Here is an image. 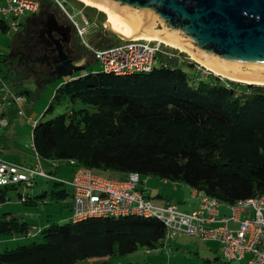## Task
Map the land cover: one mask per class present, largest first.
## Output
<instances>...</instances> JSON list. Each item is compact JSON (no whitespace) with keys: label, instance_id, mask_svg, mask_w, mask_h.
Here are the masks:
<instances>
[{"label":"trees","instance_id":"16d2710c","mask_svg":"<svg viewBox=\"0 0 264 264\" xmlns=\"http://www.w3.org/2000/svg\"><path fill=\"white\" fill-rule=\"evenodd\" d=\"M50 8H58L65 16L54 0ZM38 13L39 8L31 14ZM1 27V33L8 32L4 24ZM105 38L98 33L93 44L104 48ZM167 64L147 74L83 72L62 82L41 117L62 101L69 107L51 119H37L32 128L38 158L74 160L105 176L135 172L141 179L182 183L228 204L264 195V86L223 82L210 73L207 79L197 80L175 61ZM13 72L5 71L3 82L10 84ZM5 113L0 154L16 107L10 106ZM34 181L28 186H0V204L13 191L19 200L24 195L20 203L25 206H36L47 196L55 201L70 196L58 181H52L48 191H26ZM31 230L28 222L0 214V236L25 237ZM37 233L41 235L38 242L0 251V264H76L125 255L139 247L154 250L166 242L160 220L135 216L52 222Z\"/></svg>","mask_w":264,"mask_h":264},{"label":"built area","instance_id":"2783aa9c","mask_svg":"<svg viewBox=\"0 0 264 264\" xmlns=\"http://www.w3.org/2000/svg\"><path fill=\"white\" fill-rule=\"evenodd\" d=\"M54 1L64 12L80 43L84 48H90L92 43L87 35L92 32L94 22L79 10L82 23H77L64 3ZM38 8V0H1L0 33L2 24L7 31L16 29L26 14L34 13ZM90 54L103 73L115 76L147 74L155 68L167 66V61L191 64L180 51L157 41L138 38L121 39L118 44L90 50ZM194 66L200 69L199 65ZM1 86L7 88L2 81ZM11 97L15 101L25 100L21 95L11 94ZM30 146L37 159L31 166L0 158V186L19 183L28 186L36 178L62 182L70 192L72 222L129 216L157 219L165 227L166 241L178 234L192 235L202 241L218 243L221 256L227 261H239L249 254L244 264H264V195L228 204L192 189L191 196L197 206L190 212L182 211L171 202L153 204L142 189L141 176L135 172L124 178H115L96 173L74 160H66L72 167V176L69 180H61L41 168L32 137ZM22 196L20 200L24 199ZM222 208L227 209V213H221Z\"/></svg>","mask_w":264,"mask_h":264},{"label":"rangeland","instance_id":"374dc122","mask_svg":"<svg viewBox=\"0 0 264 264\" xmlns=\"http://www.w3.org/2000/svg\"><path fill=\"white\" fill-rule=\"evenodd\" d=\"M39 1V13L44 12V10H47V6L50 3V0H38ZM68 11L74 16V20L81 24L82 20L79 16V10H81L85 15L89 17L91 21L94 22L92 27V32L88 34V40L93 44L98 37V33L103 34L104 29V45H115L118 44L121 39L113 34L109 27L105 25L106 21V14L97 8L93 6L86 5L85 3L79 1V0H60ZM31 13L26 14V16L23 17V25H20L16 29H11L7 33L0 34V69H4V64L1 61L3 59V55L9 54V57L14 59V53L19 51L20 46L22 43H25V39L28 33V28L30 25L32 16L30 17ZM61 16H59L60 18ZM60 19H64V17H61ZM66 21V20H65ZM163 44V43H162ZM104 46V47H105ZM172 48V47H171ZM175 49V48H172ZM177 52L179 50L175 49ZM184 57H186L187 61H191V64L186 63H180L182 65V68L185 71H189L190 73H194L196 76V79H207L209 76V73L213 76H217L224 82V80H229L223 77H220L218 75L213 74L209 70L205 69L201 65H199L197 62L193 61L188 57V55L184 52ZM182 55V56H183ZM13 69L15 71L14 73V82L15 85H10V88L13 90H25L28 93H24L25 96H28L30 99V102L28 104H22V108L24 111L25 118H29L30 122H34L37 119H41L42 121L51 119L58 114L64 112L68 106L67 101H62L61 104L55 105L54 109L51 113H46L44 117L42 116V113L45 110V107L48 105L50 100V94H51V87L58 86L61 82H64L71 76L67 77H61L58 79H55L54 81H46V82H39V86L36 85V77L32 75L31 73L24 72L18 67L19 65L17 63H12ZM194 64L199 65L200 69H197ZM101 71V67L98 65L97 62H95L94 59H92V56H90V62L85 67L83 71L74 73L77 74L76 76H79V74L83 72H97ZM196 81V80H195ZM237 83H242L238 81H234ZM193 83V80L191 82ZM245 84V83H242ZM254 85V84H253ZM256 85V84H255ZM264 86V85H260ZM80 106V104L78 105ZM25 118L20 117L14 120V123L17 131H19L20 135H14V138L19 140L20 144L27 149L28 146H30L31 143V128L30 123L25 126L23 123ZM21 120V121H20ZM12 131V129L9 131V133ZM18 145V144H16ZM26 151V150H25ZM58 168L52 167L54 169H57L58 172L55 173V176L57 178H60L61 180H69L71 178L70 175H67V171L70 169V165L66 163V161L60 160L57 161ZM112 177L115 178H124V176L118 174V173H112ZM142 182L146 186H148L147 192L150 195H153L155 192L161 193L165 190L172 191L171 193L174 200H183L189 201L191 199L190 196V188L182 183H173L168 182L164 184V182L157 178V177H142ZM51 185V181H43V189L49 190ZM154 200V199H153ZM18 200L16 191H13L10 193V200L9 203L6 205H0V214L5 213V211H10L13 216H16L23 221L28 222L30 225H34L36 230L34 232H37L38 230L48 226L52 222H57L59 224H64L68 221H70L69 218L66 216L68 215L69 206H70V199L66 198L64 200L55 201L52 200L49 196H47L43 201H40L38 205L36 206H25L20 204ZM183 202L181 201L179 203V206H183ZM67 218V219H66ZM38 228V230H37ZM37 236L35 238H30L29 236H25L26 242L24 244H28L32 241H39L40 240V234L36 233ZM11 238L13 236H0V239L5 238ZM169 244V246H167ZM215 244V243H214ZM217 245V244H216ZM164 248L154 249L147 251L146 248H137L132 253H128L125 255H118L115 254L114 256H111L109 258L101 259V258H92V259H86L76 264H207L205 262V258L211 259L214 252L213 250H208V248L215 249L214 245L212 243H207L196 238L195 236H187L186 234H178L174 238L169 239L165 242ZM5 244L0 245V251H2L5 248Z\"/></svg>","mask_w":264,"mask_h":264},{"label":"water","instance_id":"95a60500","mask_svg":"<svg viewBox=\"0 0 264 264\" xmlns=\"http://www.w3.org/2000/svg\"><path fill=\"white\" fill-rule=\"evenodd\" d=\"M96 1L117 10L141 28L140 32L158 31L180 38L201 58L264 73V0ZM110 31L121 39H128ZM97 48L92 44L84 49L90 52ZM62 64L61 70L37 74L36 85L39 86L40 81L72 76L86 67L72 60Z\"/></svg>","mask_w":264,"mask_h":264},{"label":"crops","instance_id":"0c3cea01","mask_svg":"<svg viewBox=\"0 0 264 264\" xmlns=\"http://www.w3.org/2000/svg\"><path fill=\"white\" fill-rule=\"evenodd\" d=\"M33 15L34 14H31L30 17L33 16ZM24 20H23V18L21 19V21H24ZM0 34H2V33H0ZM1 61L4 64V69L3 70L0 69V96L2 98V102L0 103V127L2 128V127H4L7 124V117L5 115L6 114L5 112L8 110V108L10 106L16 107L17 114H16V117L12 120V123L10 124L9 129L5 133V135H6V143H5V146L6 147H5L4 150H2V153L0 154V158H2L3 160H6V161L21 162V163H23V164H25L27 166H31V165H33V164H35L37 162V159L34 156V153H33V150L31 148V146H28V148L25 149L22 146V144H20L19 140H17L15 142V140L17 138L15 139L14 138V135H20L21 133L19 131H17V128H16L15 124H13L15 119L20 118V117L25 118L24 111H23V108L21 106H22V104H28L30 102V99H29L28 96H25V94L24 95L17 94L19 91H25V90H20V89L13 90L12 88H10V85H15V82L13 80L14 73H15V71L13 69V66H12L13 65L12 64L13 63V59L11 57H9V54H7V56L5 54V55H3V59ZM88 64L89 63L85 64V66H87ZM9 69H11V70L14 71L13 72V76H12V81H11L10 84H6L4 82L6 84V86H7V88L2 89V86H1V81L3 82L2 75H3V73L5 71H8ZM81 74H83V73H81ZM52 81H54V79L50 80V82H52ZM40 82H46V81H40ZM58 86L51 87V89H50V91H51L50 99H51V97H52L55 89ZM25 93H28V92L25 91ZM11 94L21 95L22 97H24L25 100L24 101H15L14 99H12ZM29 118H25V120L23 122H21V123H23L25 126H27L30 123V128H31V131L30 132H32V128H33V126L35 124V121L34 122H30V119ZM11 129H12V131L9 133V131ZM30 137H31V135H30ZM16 144H18V145H16ZM39 164H40V166H41L42 169H44V170H46V171H48V172H50V173H52L54 175H55L56 172H58L57 169L52 168V167H55V168H58L59 167V166H57V161H41V160H39ZM69 167H70V169L67 171V175L72 176V167L71 166H69ZM43 181H47V180L42 179V178H36L35 181H34L33 187L32 188H27L26 191H28V192H30L32 194H37L39 191L44 190L43 189V186H42L43 185ZM162 181L164 182V184H166V183L169 182V181H165V180H162ZM143 183L144 182H142V189L144 190L146 197L153 204L161 205V204H164L166 202H171L173 204H176L177 207L180 210L187 211V212H190V211L194 210L196 208V206H197L196 200L194 198H192V196H191L192 189H190L191 199L189 201H184L183 202V200H179V199L178 200H174V198L171 195V193L173 194V192L172 191L170 192L168 189L165 190L164 192H161V193L155 192L153 195H150L147 192L148 186L145 185L146 183L145 184H143ZM8 201L5 202V203H2L0 205L1 206L2 205L4 206V205H6V204L9 203ZM181 201L183 202V204H182L183 206H179V203ZM5 212L12 214L9 210L8 211H5ZM68 212L69 213H68V215L66 217L70 219V214H71V212H70V206H69V211ZM221 213H227V209L222 208L221 209ZM34 230H36V228H35L34 225H32L31 233L28 235L30 238H35V236H37L36 235V232H34ZM37 230H38V228H37ZM187 236H191V235H187ZM26 240L27 239L24 238V237H15V236H13L11 238L9 237V238H5V239H0V245L5 244V246L7 248H12V247L16 246L17 244H23V243H25ZM204 242H206V244L207 243L208 244L209 243H212L214 245V247H215V249L208 248V250H213L214 254H213V256H212L211 259L205 258V262L207 264H244L245 261H246V259L249 257V254H247L245 256V258L242 259V260H239V261H227V260L223 259L222 256H221L220 246H219L218 243H216L214 241H204ZM164 245H165V243H164ZM167 246H169V244ZM164 247L165 246H163L161 248H164ZM147 251L149 252V250H147Z\"/></svg>","mask_w":264,"mask_h":264},{"label":"flooded vegetation","instance_id":"af4514ba","mask_svg":"<svg viewBox=\"0 0 264 264\" xmlns=\"http://www.w3.org/2000/svg\"><path fill=\"white\" fill-rule=\"evenodd\" d=\"M59 16L66 20L58 8L33 15L25 43L13 54L20 69L36 79L39 73L61 70L59 66L64 61L72 60L79 65L90 62V52L82 47L69 21Z\"/></svg>","mask_w":264,"mask_h":264},{"label":"bare ground","instance_id":"6f19581e","mask_svg":"<svg viewBox=\"0 0 264 264\" xmlns=\"http://www.w3.org/2000/svg\"><path fill=\"white\" fill-rule=\"evenodd\" d=\"M86 5L93 6L98 10L104 12L106 14L105 25L109 27V29L113 30L123 38H138L145 40H152L163 43L169 47L175 48L180 52H184L188 55L190 59L197 62L199 65L209 70L215 75L220 77L242 82L245 84H256V85H264V73L263 72H250L245 70H240L236 68H232L229 66L221 65L219 63H215L213 61L201 58L197 56L194 50L182 39L180 38H172L167 35L161 34L158 31L154 32H140L142 31L137 25L119 13L117 10L109 7L105 3L96 1V0H79ZM124 36H123V35ZM132 34H136V36H131Z\"/></svg>","mask_w":264,"mask_h":264}]
</instances>
